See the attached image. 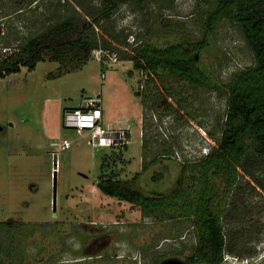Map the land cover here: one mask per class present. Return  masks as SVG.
<instances>
[{
	"label": "rangeland",
	"instance_id": "rangeland-1",
	"mask_svg": "<svg viewBox=\"0 0 264 264\" xmlns=\"http://www.w3.org/2000/svg\"><path fill=\"white\" fill-rule=\"evenodd\" d=\"M77 2L92 9L101 0H0L1 52L17 51L24 39L74 9L83 15ZM138 2L120 5L113 16L115 32L128 35L132 46L107 40L105 51L115 58L110 66L101 70L95 59V52L104 51L96 37L100 49L78 69L56 77L58 65L44 61L0 79V225L12 226L0 228V264H158L168 258L188 264L194 254L196 240L187 220L146 216L102 195L96 184L101 178H136L133 188L142 194L167 193L183 165L215 146L210 135L220 136L225 86L251 65L252 55L237 27L219 21L197 59L218 89L165 77L148 80L132 69L134 47L199 41V16L211 2ZM96 96L104 128L125 131L127 145L92 148L85 134L63 128V113ZM62 140L74 143L56 163L51 144ZM163 164H170L168 171L151 185L148 178ZM238 182L239 196L231 198L237 209L223 221L222 264H264V194L252 183Z\"/></svg>",
	"mask_w": 264,
	"mask_h": 264
},
{
	"label": "trees",
	"instance_id": "trees-1",
	"mask_svg": "<svg viewBox=\"0 0 264 264\" xmlns=\"http://www.w3.org/2000/svg\"><path fill=\"white\" fill-rule=\"evenodd\" d=\"M138 1L101 0L100 6L92 9L77 2L83 15L74 9L73 14L24 39L17 51L1 52L0 49V79L20 72L21 68L32 71L44 61L58 65L56 77L63 71L78 69L100 49L96 37L104 51V46L109 44L107 40L118 46H132L127 43L128 35L123 37L115 32L113 16L120 5L135 6L139 5ZM210 2L197 23L202 30L199 41L167 46L141 42L137 46L139 36L136 35L137 47L130 60L132 69L143 73L146 79L149 76L148 80L165 77L216 90L218 87L198 68L197 59L219 21L226 20L237 27L251 52L252 63L235 73L225 86L226 110L220 136L210 135L215 146L206 155H198L183 165L165 194L140 193L133 188L136 178L131 181L101 178L96 188L104 196L138 207L146 216L187 220L196 240L192 261L222 264L226 249L223 221L237 209L231 198L234 193L239 196L238 189L234 192L239 179L252 183L264 194V0ZM95 27L100 34L95 32ZM169 166L160 165L148 182L153 186L161 182ZM5 227L12 228L10 224L0 225L1 229Z\"/></svg>",
	"mask_w": 264,
	"mask_h": 264
},
{
	"label": "built area",
	"instance_id": "built-area-1",
	"mask_svg": "<svg viewBox=\"0 0 264 264\" xmlns=\"http://www.w3.org/2000/svg\"><path fill=\"white\" fill-rule=\"evenodd\" d=\"M95 53V59L100 64V67H103L102 65L106 63L109 64V62L115 61L114 55L106 51L98 50ZM104 78V73L101 71L100 81L102 82ZM101 112V102L98 96L86 99L77 108L63 113L62 126L64 129L74 130L80 136L85 134L88 138L87 144L92 148L111 149L127 145L124 136L125 131H110L104 128ZM73 143V141L62 140L51 144V147L54 148L51 152V158L57 163L59 153L69 150ZM54 173L56 172L53 170L52 175Z\"/></svg>",
	"mask_w": 264,
	"mask_h": 264
},
{
	"label": "water",
	"instance_id": "water-1",
	"mask_svg": "<svg viewBox=\"0 0 264 264\" xmlns=\"http://www.w3.org/2000/svg\"><path fill=\"white\" fill-rule=\"evenodd\" d=\"M52 177H53V184H54V192H53V194H54V201H53V204H55V186H56V173H54L53 175H52ZM160 264H183L182 262H180L179 260H177V259H170V260H166V261H163L162 263H160Z\"/></svg>",
	"mask_w": 264,
	"mask_h": 264
},
{
	"label": "flooded vegetation",
	"instance_id": "flooded-vegetation-1",
	"mask_svg": "<svg viewBox=\"0 0 264 264\" xmlns=\"http://www.w3.org/2000/svg\"><path fill=\"white\" fill-rule=\"evenodd\" d=\"M193 256H194V254L193 255H191L189 258H190V262L188 263V264H193V263H195V261H192L193 260ZM191 257H192V259H191ZM188 258V259H189ZM170 259H176V258H168V259H165V260H163V261H166V260H170ZM188 259H187V262H188ZM177 260H179V259H177ZM163 261H161L160 263H162ZM180 261V260H179ZM180 262H182L183 264H186L185 262H183V261H180ZM193 262V263H192ZM160 263H158V264H160Z\"/></svg>",
	"mask_w": 264,
	"mask_h": 264
},
{
	"label": "clouds",
	"instance_id": "clouds-1",
	"mask_svg": "<svg viewBox=\"0 0 264 264\" xmlns=\"http://www.w3.org/2000/svg\"><path fill=\"white\" fill-rule=\"evenodd\" d=\"M205 153H206V152H205ZM205 155H206V154H205ZM224 260H225V258H224ZM224 260H223V261H224ZM61 264H64V261H61Z\"/></svg>",
	"mask_w": 264,
	"mask_h": 264
},
{
	"label": "crops",
	"instance_id": "crops-1",
	"mask_svg": "<svg viewBox=\"0 0 264 264\" xmlns=\"http://www.w3.org/2000/svg\"><path fill=\"white\" fill-rule=\"evenodd\" d=\"M103 117H104V113H103Z\"/></svg>",
	"mask_w": 264,
	"mask_h": 264
}]
</instances>
